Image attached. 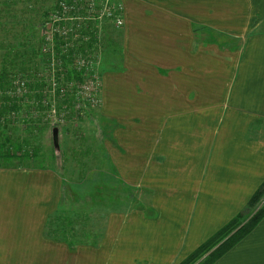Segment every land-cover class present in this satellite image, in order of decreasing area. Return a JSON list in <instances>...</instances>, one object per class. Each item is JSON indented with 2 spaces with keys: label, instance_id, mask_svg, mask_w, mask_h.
Masks as SVG:
<instances>
[{
  "label": "crops",
  "instance_id": "0c3cea01",
  "mask_svg": "<svg viewBox=\"0 0 264 264\" xmlns=\"http://www.w3.org/2000/svg\"><path fill=\"white\" fill-rule=\"evenodd\" d=\"M261 2L262 33L246 40L240 57L231 56L236 66L226 73L232 76L227 115L205 133V146L200 126L192 128V144L187 147L188 125L197 118L173 115L174 110L192 103L187 93H197L196 86L188 84V77L198 80L185 69L186 43L173 38L155 42L153 63L159 69H144L135 52L132 61L141 70H132V82L115 88L114 99L121 109L165 110L162 148L176 149L170 155L177 163L165 168L162 173L169 175L164 174L163 181L154 178L149 188L156 216L145 217L141 212L114 228L115 221L108 222L107 217L122 212H110L97 246L79 245L70 250L45 236L48 218L59 210V175L39 166L0 167V264H178L238 215L264 181V0ZM252 25L257 26L258 21ZM181 63L184 68L176 69ZM134 92L141 94L135 96ZM147 125L153 128L154 120ZM121 138V142L116 140L122 154L131 158L127 163L132 164L130 154L138 155L142 139L134 138L131 127ZM149 147L153 153L154 144ZM114 163L120 181L131 187L128 180H121L124 164ZM159 197L166 200L164 209ZM214 264H264V217Z\"/></svg>",
  "mask_w": 264,
  "mask_h": 264
},
{
  "label": "rangeland",
  "instance_id": "374dc122",
  "mask_svg": "<svg viewBox=\"0 0 264 264\" xmlns=\"http://www.w3.org/2000/svg\"><path fill=\"white\" fill-rule=\"evenodd\" d=\"M54 2L55 0H0V70L4 65L8 72L17 75L21 68L28 71L40 68L37 56L40 52L39 43L42 35H46L52 27L50 18L46 19L48 23L45 29L42 27L41 15L49 10ZM93 3L95 11H99L100 6L104 4L121 8L124 24L116 27L106 18L96 23L98 41L95 51L87 56L95 74L89 105L76 106L77 110H84L77 119L74 118L75 120L66 119L63 114L58 116L55 111L52 117L48 115L49 112L45 113L46 119H42L45 123L37 125V129L28 132L23 129L22 116L18 113L14 124L6 125L0 140L4 141L6 137H11V146L20 144L21 150L24 151L22 155L27 151L34 153L36 150V153L29 158L23 156L8 162L0 161V165L39 166L52 172L55 169L60 173H57L59 178L61 175L67 183L70 210L80 211L83 207H76L74 202L83 199L85 193L94 196V199L102 200L110 198L113 196L111 193H114V198L117 199L122 188L110 177V171L111 167L115 168V161L124 164L121 180L129 181L128 185L132 187L129 188L135 190L136 200L127 214L113 213L107 217L108 222L115 221V228V225L117 227L121 223L124 225L136 214L142 215L141 212L145 217L154 213L152 192L149 188L154 185V178L160 177L159 179L162 178L163 181V175L167 174L162 173L165 168L167 170V167L177 163L172 160L173 155H170L173 149L162 148L164 129L161 121L165 110L138 106L121 109L116 106L115 88H120L124 82H132V70H141L132 61L134 53L138 52L140 55L139 63L144 69H159L153 63L155 62L153 55L156 54L155 42H166L167 40L164 41L163 38H173L181 44L186 43L185 69L188 75H196L195 79L198 80L194 82V77H188V84L192 87L195 85L197 93H187L188 100L192 103H188L187 107L181 110H174L173 115L197 118L198 121L188 125L191 131L188 135L187 147H191L192 144L189 143V136H194L192 128L200 126L204 131L205 146V133L211 131L213 122L216 120L218 122L227 115L228 90L232 76L228 77L226 73L228 69L232 73V69L236 66L231 56L240 57L245 50L246 40L262 33V2L261 0H93ZM88 12L89 10L86 11L87 14ZM255 21H258V25L253 27ZM46 36L48 38V35ZM146 43L147 47H145ZM11 47L13 48L10 49ZM141 56L146 57L143 59ZM180 57H183L182 50ZM183 68L182 63L176 67V69ZM14 84L16 85L17 82L15 81ZM15 89L16 94L21 97L24 92L23 87ZM133 94L140 96L141 93ZM50 99L47 98L46 102L52 104L57 102ZM43 108H46L45 105ZM41 115L42 113L33 110L29 118L41 117ZM10 117L12 118L11 115L7 116ZM151 120L155 122L153 128L152 125H147ZM200 120L203 121L202 124ZM55 123L59 124L57 127L59 150L55 149L52 142L51 131ZM130 127L134 138L142 139V147L138 155L134 151V157L130 154L134 165L127 163L131 158L122 154L121 143L116 140L119 138L121 142V137ZM151 134L153 138H150ZM151 143L155 146L153 153H151L152 148L149 147ZM6 146H9V143ZM104 155L110 157L111 163L106 161ZM157 169L159 172L156 171ZM159 202L164 209L166 200L159 197ZM106 215L91 216L88 226H93L97 231Z\"/></svg>",
  "mask_w": 264,
  "mask_h": 264
},
{
  "label": "trees",
  "instance_id": "16d2710c",
  "mask_svg": "<svg viewBox=\"0 0 264 264\" xmlns=\"http://www.w3.org/2000/svg\"><path fill=\"white\" fill-rule=\"evenodd\" d=\"M64 6H66V11H64ZM86 6V2L82 1L55 0L53 6L42 13L40 20L42 27L45 29L48 23L47 18H50L52 27L46 34L49 40L46 35H42L39 43L40 52L37 56L40 68L38 70L28 71V69L21 68L15 75L8 72L3 65L0 70V136L7 124H14L18 113L22 116L23 129L28 132L37 129V125L45 123L42 122V119H46L45 113L49 112L48 115L52 117L51 111L53 110L58 116L63 114L66 119L75 120L74 118L77 119L84 110H77L76 106L89 105L88 100L78 94V87L87 78V71L79 67L78 61L86 59L95 51L98 30L94 15L86 13L88 9ZM89 71L92 73L93 70L90 68ZM17 87H23L24 92L21 97L16 94L15 88ZM47 98H51L50 101L57 100V102L55 104L46 102ZM44 105L46 108H43ZM33 110L42 113L41 117L29 118ZM10 115L12 118H7ZM55 124V127H59L58 123ZM0 141L1 162L16 160L23 156L29 158L36 153L34 150V153L27 151L22 155L24 151L21 150L20 144L11 146V137ZM7 143L9 146H6ZM24 143L27 144L26 141ZM104 158L109 162L107 155H104ZM8 166L9 164L0 165V167ZM54 172L60 174L55 169ZM110 177L115 179L117 186L122 188L117 199L114 198V193H111L113 196L105 200L94 199V196L85 193L83 199L74 202L76 207H83V209L71 211L67 200V183L60 175L62 184L59 210L48 218L45 236L66 244L70 250L79 245L97 246L103 235L104 221L102 226L95 231L93 226H88L91 216L96 214L104 217L110 212L127 213L136 200L135 190L126 187L125 183L120 181L113 167H111ZM86 180L87 178L84 182ZM263 200L264 181L236 217L178 264H214L248 235L264 217ZM152 216H156V213L146 217L151 218ZM230 234L232 235L228 238ZM223 240L225 241L221 243ZM216 246L218 247L215 248Z\"/></svg>",
  "mask_w": 264,
  "mask_h": 264
},
{
  "label": "built area",
  "instance_id": "2783aa9c",
  "mask_svg": "<svg viewBox=\"0 0 264 264\" xmlns=\"http://www.w3.org/2000/svg\"><path fill=\"white\" fill-rule=\"evenodd\" d=\"M72 1H79V0H72ZM84 2H86L87 4V11L89 10L88 13H91L94 15V20L99 21L102 18H106L107 20H109L110 22H112V24L116 27H121L124 24V20H123V16H122V10L119 7H114V6H109L108 4H104L102 6H100L99 11H95L94 10V3L93 0H85ZM66 11V6H64ZM54 16V15H52ZM49 40V39H48ZM78 65L80 68H84L87 73V78L83 81V83L78 87V94L83 98L88 100L87 102L89 103L91 101V96H92V92L93 90H91V88L93 89L94 83L95 81L93 80L95 78V74L94 71H92V73H90L89 69L91 67L90 65V61L86 58L84 59H79L78 61ZM83 87V88H82ZM53 115L54 111L52 112Z\"/></svg>",
  "mask_w": 264,
  "mask_h": 264
},
{
  "label": "water",
  "instance_id": "95a60500",
  "mask_svg": "<svg viewBox=\"0 0 264 264\" xmlns=\"http://www.w3.org/2000/svg\"><path fill=\"white\" fill-rule=\"evenodd\" d=\"M51 135H52V142H53V145H54V147H55V149H58L59 148V140H58V128L57 127H53L52 128V131H51ZM227 239V238H226ZM225 239V240H226ZM224 240V241H225ZM223 241V242H224ZM223 242H221V243H223ZM220 243V244H221ZM219 244V245H220ZM218 245V246H219ZM218 246H216V248L218 247Z\"/></svg>",
  "mask_w": 264,
  "mask_h": 264
}]
</instances>
